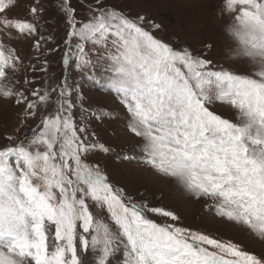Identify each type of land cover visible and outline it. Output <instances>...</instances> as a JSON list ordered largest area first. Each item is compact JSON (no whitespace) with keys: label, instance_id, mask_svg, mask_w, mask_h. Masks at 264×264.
<instances>
[{"label":"snow or ice","instance_id":"1","mask_svg":"<svg viewBox=\"0 0 264 264\" xmlns=\"http://www.w3.org/2000/svg\"><path fill=\"white\" fill-rule=\"evenodd\" d=\"M16 6L0 0V100L21 109L19 126L0 136V264H87L89 251L93 264H109L121 249L123 264H264L232 241L155 222L149 213L179 217L134 201L89 160L112 151L93 121L122 114L135 154L117 160L211 201L209 212L264 239V0H220L225 57L250 74L171 46L144 26L159 24L107 0H82L79 21L71 0H59L69 31L58 78L46 58L25 64L16 47L32 41L45 56L40 0L28 6L32 19L10 17ZM88 82L115 108L86 105ZM216 103L232 107L236 121L213 111Z\"/></svg>","mask_w":264,"mask_h":264},{"label":"rangeland","instance_id":"2","mask_svg":"<svg viewBox=\"0 0 264 264\" xmlns=\"http://www.w3.org/2000/svg\"><path fill=\"white\" fill-rule=\"evenodd\" d=\"M81 2L82 0H71L72 6L76 9L75 14L78 21L87 17V12L81 7ZM32 3L33 0H17V6L8 15L12 18L32 19L28 14V6ZM40 3L44 9L40 21L41 31L45 37L50 38L49 43L43 46L45 56H40V53L30 47L32 41L21 42L16 47L21 56L26 58L25 64L29 63V59L36 62L38 57L41 61L46 58L49 61L50 74L59 78L63 72L62 57L67 50L64 41L68 39L69 28L59 9V0H40ZM107 3L129 17L142 15L147 21L159 24V30L154 29L148 23L144 26L157 38L177 49L188 48L194 54H202L212 59L213 63L218 66L222 65L226 69L239 73L247 71L250 74L249 69L231 63L225 57L227 48L222 24L226 17L220 13V0H107ZM76 42V40L71 41L73 45ZM205 44H212V48L206 49ZM49 48L55 50L49 53ZM86 49L91 55L92 45L90 43L86 44ZM69 63L71 64V61ZM64 74L71 82L72 72L68 71ZM29 78H31L30 74ZM43 78L41 76V79ZM84 96L85 104L90 105L94 111L115 108L113 97L90 82L85 84ZM212 110L224 118L236 121V111L226 104L216 103L212 106ZM20 112L21 109L12 102L0 100V136L15 131L20 123ZM92 128L96 131L100 141L112 151L108 154L101 153L92 156L89 158L90 162L98 161L107 173L110 182L116 187L123 188L134 201H147L150 207L172 211L179 217L177 221H172L170 218L149 213L150 219L160 224L173 223L178 227L203 232L224 241H232L244 251L264 256V239L250 231H242L209 212L207 205H210L211 201L188 197L171 181L162 179L135 161L117 160V154H135L131 151L134 141L125 130L122 114L114 120L93 121ZM0 143H3L2 139ZM89 203L91 204L90 201ZM93 212H96L95 208ZM105 222H107L106 218ZM122 252L121 249L114 253L110 257L109 264H123ZM81 258L85 259L87 264H93L90 251L83 253Z\"/></svg>","mask_w":264,"mask_h":264}]
</instances>
